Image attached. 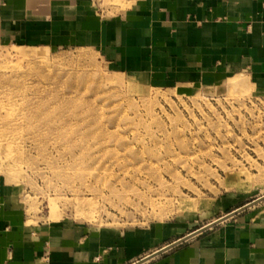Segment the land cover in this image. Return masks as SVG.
I'll return each mask as SVG.
<instances>
[{
  "label": "rangeland",
  "instance_id": "obj_1",
  "mask_svg": "<svg viewBox=\"0 0 264 264\" xmlns=\"http://www.w3.org/2000/svg\"><path fill=\"white\" fill-rule=\"evenodd\" d=\"M0 179L28 225L199 230L218 199L264 203V93L244 74L165 87L92 48L1 42Z\"/></svg>",
  "mask_w": 264,
  "mask_h": 264
},
{
  "label": "crops",
  "instance_id": "obj_2",
  "mask_svg": "<svg viewBox=\"0 0 264 264\" xmlns=\"http://www.w3.org/2000/svg\"><path fill=\"white\" fill-rule=\"evenodd\" d=\"M94 2L0 0V43L92 48L116 69L165 87L244 74L264 93V0H131L112 16ZM246 204L238 195L218 199L211 222L229 217L194 236L197 228L183 223L28 225L0 179V264H264V203Z\"/></svg>",
  "mask_w": 264,
  "mask_h": 264
},
{
  "label": "water",
  "instance_id": "obj_3",
  "mask_svg": "<svg viewBox=\"0 0 264 264\" xmlns=\"http://www.w3.org/2000/svg\"><path fill=\"white\" fill-rule=\"evenodd\" d=\"M243 209H245V208H243ZM227 217H229V216H226L225 218H222V219H220V220H218V221L212 223L210 226H206V227L201 228L200 230H198V231L192 233L191 236H194V235H196V234H198V233H201L202 231H205L206 229H208V227H212V226L218 224L219 222L225 220ZM191 236H190V237H191ZM185 240H186V239L179 240L178 242H176L175 244H173V245L170 246L169 248H172V247H174V246H176V245H178V244L184 242ZM169 248H168V249H169ZM161 252H162V251L157 252L156 254H154V256L160 254Z\"/></svg>",
  "mask_w": 264,
  "mask_h": 264
},
{
  "label": "bare ground",
  "instance_id": "obj_4",
  "mask_svg": "<svg viewBox=\"0 0 264 264\" xmlns=\"http://www.w3.org/2000/svg\"><path fill=\"white\" fill-rule=\"evenodd\" d=\"M24 53L20 52V56L24 57ZM34 55V54H33ZM26 56V55H25ZM35 57V56H34ZM90 60V57L88 55H86V61ZM90 66V65H89ZM241 80H237L236 83H240ZM103 93V92H102ZM52 105V104H51ZM51 107V106H50ZM90 117V116H89ZM71 118V117H70ZM63 125V124H62ZM11 171V170H10ZM9 171V172H10ZM262 199V198H259V200ZM216 222V221H215ZM214 223V222H213ZM212 224V223H211ZM211 224L207 225V226H210ZM156 253V252H155ZM153 255V254H152ZM150 257V256H149Z\"/></svg>",
  "mask_w": 264,
  "mask_h": 264
}]
</instances>
